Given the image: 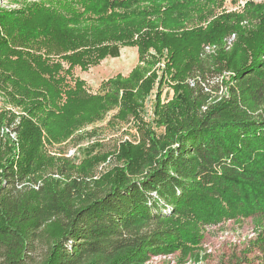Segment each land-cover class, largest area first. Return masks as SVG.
<instances>
[{
    "label": "trees",
    "instance_id": "obj_1",
    "mask_svg": "<svg viewBox=\"0 0 264 264\" xmlns=\"http://www.w3.org/2000/svg\"><path fill=\"white\" fill-rule=\"evenodd\" d=\"M215 3L53 0L0 9V86L11 82L8 94L20 93L18 103L49 95L55 109L43 126L59 134L107 105L130 107L120 75L92 95L81 80H65L61 60L85 66L115 55L118 44L136 45L140 54L152 48L169 56L175 88L185 90L164 114V142L124 144L125 165L98 180L71 179L64 170L37 182L38 129L26 120L16 126L17 143L8 136L0 150L1 264H144L180 242L195 243L197 224L264 214V3H246L244 14L258 18L247 30L239 25L244 14L208 20ZM194 15L199 23L187 27ZM230 33L236 40L226 45ZM211 43L216 51L204 53ZM209 74L223 91L212 95ZM37 240L45 250L35 260Z\"/></svg>",
    "mask_w": 264,
    "mask_h": 264
},
{
    "label": "rangeland",
    "instance_id": "obj_2",
    "mask_svg": "<svg viewBox=\"0 0 264 264\" xmlns=\"http://www.w3.org/2000/svg\"><path fill=\"white\" fill-rule=\"evenodd\" d=\"M47 1L53 0H0V9H18L28 2ZM247 2L262 4L264 0H216L213 5L215 7L211 6L212 10L214 9L213 15L207 19L223 14H244ZM198 23L194 15L186 26L191 27ZM257 23L258 18L246 14L239 21V25L245 30L254 29ZM204 24L206 25V21L201 25ZM235 38L234 34L226 36L225 44L231 45ZM244 43L250 46L246 41L242 42ZM214 44H204V53H214L216 51ZM155 52L151 48L140 54L136 45L118 44L115 55H106L89 65L69 66L66 60H61L60 71L65 80L68 83L75 79L81 80L83 89L92 95L105 93L106 88L103 87L106 81L120 75V81H127L125 82L127 87H122L119 93L125 90L130 101L128 111L123 112L120 103L107 105L89 120H83L62 134H59L61 130L59 128L43 126V123L49 122L45 120L47 112L55 109L48 94L46 95L49 97L44 98L42 94H37L32 99L18 103V100H22L20 93L9 95L11 82L3 84L0 86V113L6 114V121L1 126L0 150L5 146L8 136L17 143L14 128L22 125L24 120L36 126L39 145L35 177L37 182H41L42 176L60 177L62 174L58 175V172L64 170L69 172L71 179L81 176L98 180L104 174L125 165V157L120 156L124 144L134 148L141 146L150 148L155 142L156 146H159L167 134L164 114L168 106L172 107V103L177 101L185 90L178 91L175 88L177 77L175 67L168 60L169 56ZM202 57L206 60V56ZM240 57L242 55H237L234 60ZM56 58L60 59L58 56ZM181 62L186 64L185 60ZM229 74V71L223 70L221 77L227 78ZM208 78L211 79L208 89H213L212 95L215 94V88H218L217 93L223 91L221 86L217 87L219 81L217 77L209 74ZM128 84H132L131 88ZM31 90L35 92L34 87ZM39 91L44 92L42 89ZM30 101L41 102L44 108L28 111L26 107L30 105ZM65 131L66 128H63V132ZM176 222L185 223L181 218ZM195 229L197 232L195 243L180 242L171 251L154 255L144 264H264L263 213L224 216L215 223L197 224ZM44 250L43 241H35L30 250L31 258L40 259Z\"/></svg>",
    "mask_w": 264,
    "mask_h": 264
},
{
    "label": "built area",
    "instance_id": "obj_3",
    "mask_svg": "<svg viewBox=\"0 0 264 264\" xmlns=\"http://www.w3.org/2000/svg\"><path fill=\"white\" fill-rule=\"evenodd\" d=\"M0 108H1V106H0Z\"/></svg>",
    "mask_w": 264,
    "mask_h": 264
}]
</instances>
